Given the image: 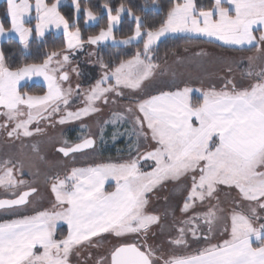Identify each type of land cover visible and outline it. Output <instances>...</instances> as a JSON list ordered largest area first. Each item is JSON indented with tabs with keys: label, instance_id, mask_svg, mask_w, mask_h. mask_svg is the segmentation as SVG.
Returning <instances> with one entry per match:
<instances>
[{
	"label": "snow or ice",
	"instance_id": "1",
	"mask_svg": "<svg viewBox=\"0 0 264 264\" xmlns=\"http://www.w3.org/2000/svg\"><path fill=\"white\" fill-rule=\"evenodd\" d=\"M6 5L10 28L0 22V38L11 40L15 33L19 44L28 49L33 32L39 38L47 26H62L67 51H52L41 63L12 68L0 48V116L4 118L0 130L9 138H31L44 133L39 125L45 121L54 126L81 120L100 112L98 103L108 104L110 96L123 98L127 91L132 103L122 111H113L103 125L131 124L126 134L136 137L138 155H131L130 144L129 159L123 163L73 167L63 178L49 177L54 195L51 209L0 222V264H71L73 254L79 257L80 250L102 234L113 235L119 242L96 264H264V67L257 71L255 63L264 56L247 57L246 75L254 79L246 86L225 77L219 88L185 86L143 95L145 82L160 67L154 63L153 46L166 34L186 33L229 46L251 45L264 54V31L259 37L254 35V26L264 28V0H213L212 7L206 10H198L195 0H177L158 27H145L143 17L131 6L121 2L113 8L104 0L100 7L106 12L107 26L89 35L87 43L115 42L113 30L121 24L122 14L127 13L135 24L132 34L119 43L143 40V49L118 63H105L101 57L102 73L83 90V106L75 111L69 110L73 95L79 96L82 90L79 83L75 90L63 87L70 82L66 66L71 64L70 53L84 46L79 13L83 11L87 24L97 21L99 12L82 8L79 0H72L74 21L70 23L59 11L60 0L51 5L44 0H35L34 5L30 0H6ZM33 8L34 28L26 26L33 18ZM71 72L81 75L77 67ZM33 76L43 77L47 89L43 95L19 90L20 82ZM193 92L201 97L196 103L191 98ZM33 124L35 128L30 127ZM86 127L81 125V129ZM100 133L102 138L103 126ZM124 134L117 129L113 139ZM77 139L74 144L63 141L65 146L58 151L69 156L95 144L91 134ZM141 139L150 150L141 153ZM32 149L39 152L36 144ZM141 160H151L154 166L142 171ZM17 171L11 159L0 162V187L14 197L0 198V210L8 215H16L36 192L27 181L17 178ZM109 178L115 180L116 186L105 191ZM169 182L187 194L180 206L184 218L173 221L176 235H169L167 240L173 250L165 252L162 244L148 242L150 235H157L153 227L163 230L161 216L148 211V195ZM18 187L28 190L12 191ZM222 188L236 190L227 216L223 215L217 195ZM244 204L248 208L241 211ZM198 207L203 210L197 211ZM59 221L65 222L68 229L62 238L56 236ZM222 223V235L227 238L212 243ZM201 224L206 230L201 229ZM130 235L137 239L128 242ZM189 235L196 242L203 239L205 246L189 251Z\"/></svg>",
	"mask_w": 264,
	"mask_h": 264
},
{
	"label": "rangeland",
	"instance_id": "2",
	"mask_svg": "<svg viewBox=\"0 0 264 264\" xmlns=\"http://www.w3.org/2000/svg\"><path fill=\"white\" fill-rule=\"evenodd\" d=\"M0 2H4V6L6 10L7 7L6 0H0ZM7 21L9 24L8 28H10V21L8 18ZM93 23L94 22L92 21H88V23L86 24L84 20V24L86 26L91 25ZM255 29L256 31H254V35L257 37L260 36L261 31H264V28H261L258 25L254 26V30ZM96 34H98V32ZM123 38L125 37H116V41L113 44L122 45L121 43H119V41L122 40ZM109 41L110 40L102 42L98 45H90L87 43L86 40L84 42L83 48L76 49L70 53L71 64L66 66V70L70 71V82H65L63 84V87L65 89L71 87L72 89L75 90L77 83H79L81 85L82 91L79 96L75 95L74 93L69 110L75 111L78 107L83 106L82 105L83 90H87L89 86L93 84L95 80L98 79L99 76L101 75L102 69L99 66V60L97 57L98 47L101 44L107 43ZM135 42L136 41H133L132 43ZM231 47H237V46H231ZM254 50L255 51L251 53L249 52L248 54L244 55L247 60L245 65L246 68L242 69L240 76L234 79L237 85L239 86H246L254 79L246 75V72L249 68V61L247 57L258 56V55L264 56V54L257 52L256 47L254 48ZM62 51H67V50L65 48ZM90 53H94V54L90 55ZM245 58L243 57V60ZM171 59L172 58L169 57L167 61H165V63L170 62L168 63V65L170 64L169 74L167 75V77L165 76V81L154 83L153 77L150 78L149 79L150 81H146L144 84L143 95L146 96L149 93H151L153 90H156L160 87H164V86L175 87V84L177 83L184 85V86L180 85V88L188 86L193 89H199V88L206 89L208 87H211L212 85H215L217 88H219L223 84V83L220 84V80H216V83L210 84V81L213 82L214 79L213 80L208 79L207 81L209 83L206 84L203 83L199 84L197 83L198 81L194 82L193 78H191L188 75L189 71L186 69L189 68L190 66L184 64L183 66H180L178 68L177 65H175V63L171 61ZM195 59H196L195 66H197V68L202 66L201 63L205 64L207 61L213 62V58L209 57V55L207 54H202V55L199 54L198 57ZM161 61L158 62L154 61V63L160 64L159 62ZM255 63L257 65L256 68L257 71H259L260 67H264V59L257 60ZM179 64L181 65V61L179 62ZM73 67L79 68L81 73L80 76H77L74 72H71V68ZM190 68L193 69V66ZM235 74H237V72ZM32 82L41 84L44 87V91L41 93H31L26 89H22L23 85L30 84ZM19 90L21 92H27L30 95H43L47 89H46V83L44 82L42 76H33L30 79L22 80L20 82ZM194 95L200 96L199 93L196 92H193L192 97ZM108 99H109L108 104H104L103 102H100L96 105L98 108L101 109L100 112L82 118L81 120L69 121L66 122L65 124L54 123V126H49L50 123L49 121H45L41 123L39 126L45 129L44 133L34 135L31 138H21L18 140L9 138L7 137L6 133L3 130H0V162H2L5 159H11L13 163L16 164V167L19 169V171H17L16 173L17 178L27 181L31 187L36 189V192L31 194L29 197L30 202L26 206L18 209L16 215H8L5 214L2 210H0V222L6 219L18 218V216L33 215L37 211L51 209L52 204L54 203V195L51 192L50 185L52 181L51 179H49V177L59 176L63 178V176L66 175L68 172H70V170L73 167L84 168L89 166H95L96 164H101V163L119 164L129 159V156L114 160L103 159L102 157H100L98 153V149H97L98 139L100 134V127L102 126L103 121L107 120L113 111H122L125 106L132 103V97L129 95L127 91H125V96L123 98L110 96ZM113 99L116 100V103L111 102ZM3 121L4 118L0 116V123H3ZM82 124L87 126L86 134H91L95 140V144L93 148L85 149L81 152L70 154L69 156H64L61 152L58 151V149L62 146H65L63 144V141L65 140L69 141L66 138L67 130H70L74 127H81ZM30 127L35 128L36 125L33 124ZM71 143L74 144V142ZM139 143H140L141 153L150 150L147 142L141 139ZM33 144L38 145L39 148L38 153L33 151L32 149ZM131 155L136 156L138 155V153L134 151V153H132ZM40 157H43V159H41ZM139 167L141 168L142 171H147L148 168L151 167V165H149V162H146V160L145 161L141 160L139 162ZM105 182L106 184L116 183L115 180L112 178H109ZM170 184L172 185L173 183L170 182ZM177 188H178L177 184L172 185V187L167 192V196H166L167 201L165 200V196H163V201L161 205H160V198L156 200H154L155 197L148 198L150 201L148 205V211L150 212L151 208L159 209L160 211L154 213H157L161 216L163 214L162 210H164L163 212L166 217L164 222L161 221L163 230L161 231L160 226L153 227L152 231L156 232L157 235L155 237H152L150 235L148 242L156 245L162 244L163 250L165 252L173 250L167 243L169 235L172 236L176 235L175 229L173 227V220L179 221L184 218L180 213V206L182 205L183 198L187 193L186 191H178ZM159 189L160 188H158L157 192L160 191ZM27 190H28L27 187H18L17 189H13L12 191L18 193L20 191H27ZM217 195L219 197V206L224 209L223 215L227 216L229 210L233 207V200L234 198H236V190L233 189L230 191L227 188H222ZM0 198L10 199L14 197L11 195V193L8 190H5L3 187H0ZM212 202L216 203L215 200H213ZM155 204L156 206H153ZM247 208L248 205L244 204L241 211H246ZM202 210L203 208L200 207L197 208V211H202ZM191 214H192L191 212L188 213V215ZM261 215H264V212H262ZM64 224L66 223L63 221H59L57 223V226ZM200 227L202 230H206L205 225L201 224ZM223 227H224L223 223L219 225V228L215 232V238L212 239L211 241L212 243H216L217 240L227 238L225 235H222ZM100 239L101 240L98 241L99 244L95 242L92 246L85 245V248L80 250L79 257L73 254L70 258L71 264H96V260L100 258L99 255H101L102 252L107 251V244H109V242L116 244L119 242L115 236L109 234H106L104 237H100ZM135 239L137 238L131 235L127 238L128 242H132ZM188 239L190 244L189 251H194L197 248L205 246V241L203 239L200 240L199 242H196L191 238L190 235ZM140 242L142 243L143 241L141 240ZM87 248H89V251L86 254ZM83 255H86L85 258L87 259V261L83 262L81 260V257ZM91 256L93 257L91 258Z\"/></svg>",
	"mask_w": 264,
	"mask_h": 264
},
{
	"label": "trees",
	"instance_id": "3",
	"mask_svg": "<svg viewBox=\"0 0 264 264\" xmlns=\"http://www.w3.org/2000/svg\"><path fill=\"white\" fill-rule=\"evenodd\" d=\"M81 7H91L94 12H99L100 18L91 25L86 26L84 24L85 15L83 11L79 13L78 26L82 32V38L85 42L87 37L92 34H96L102 27L107 26V15L105 10L100 7L104 0H79ZM113 8L120 4L125 3L126 6H131L137 15L143 17L145 27L153 26L158 27L163 19L166 17L169 8L177 0H108ZM198 10L200 8L208 9L212 6V0H195ZM61 15H63L70 23L74 21V9L69 4H64L59 7ZM0 22L3 23L5 28L9 27L7 17L5 16L4 2H0ZM33 21H30L29 26L32 25ZM135 21L128 15L122 16L121 24L113 30L115 37H126L130 35L131 29L134 26ZM31 43L28 49H25L19 44L17 40L12 38L11 40H1L0 48H3L6 63L15 68L24 63H41L45 55L52 51H62L65 49L64 35L61 32H48L44 36L37 38L36 35L32 34L30 37ZM188 44H214L209 43L204 38H189L180 35L167 36L160 39L156 45L153 46L154 61L158 62L163 60L169 53L174 50L181 48ZM143 49V40H139V43H131L128 45H116L105 43L98 47V60L102 57L105 63L110 61L118 63L120 59H126L135 54L136 50ZM252 49V48H250ZM22 89H26L31 93H41L44 91V87L39 84L32 82L25 84ZM200 100V96L194 95L192 97L193 103ZM109 119V118H108ZM104 135L101 138V133L98 139V153L103 159H119L127 157L129 153V145H133L132 153L135 151L136 137L129 136L126 134L127 130L131 129V124L121 123L117 126L112 124L103 125ZM119 130L124 135H118L117 138L113 139V132ZM86 128L74 127L66 132V138L71 142H78V137L86 135ZM106 187V191H108ZM66 234V226L60 225L57 227L56 236L62 238Z\"/></svg>",
	"mask_w": 264,
	"mask_h": 264
},
{
	"label": "crops",
	"instance_id": "4",
	"mask_svg": "<svg viewBox=\"0 0 264 264\" xmlns=\"http://www.w3.org/2000/svg\"><path fill=\"white\" fill-rule=\"evenodd\" d=\"M30 2L34 5L35 0H30ZM44 2L49 4V5H51L52 3H55L56 0H44ZM64 4H69V5L72 6V0H60V6L64 5ZM212 4H213V0H212ZM225 6H227V5H225ZM113 14H115V13H113ZM125 15H127V13H123L122 14V16H125ZM31 16L33 17L31 19V21H33V23L30 26L29 25H26V26L34 28V25L36 23V20L34 18L35 17L34 8H33L32 12H31ZM92 22L95 23L96 21H92ZM254 31H256V29ZM48 32H54V33L61 32V33H63V28H62V26L60 28H56L55 26L49 25V26H47L44 29V34H46ZM33 34L35 35V32H33ZM63 35H64V33H63ZM175 35H180V36L189 37V38H201V37L190 36L189 34H186V33H169V34H166L165 36L161 37L160 39H162L164 37H167V36H175ZM12 37L15 40L18 41V37H16L15 33L14 34L12 33ZM1 40H3V38H0V41ZM107 43L113 44L115 42L110 40ZM213 43L214 44H202V45L188 44V45L182 46L181 48H179L177 50H174L171 53H169L164 60L159 62L160 63L159 64L160 65L159 71L157 70L156 74H154V76H153L154 83L165 81V76L167 77V75L169 74V69H170V64L168 65V63H170V62H168V63L166 62L167 63L166 64L165 61H167V59L169 57L172 58L171 61H173V63H175V65H177L178 68L180 66H183L184 64H187L190 67L193 66V69L190 68V67L186 68V69L189 71L188 75L191 78H193L194 82L198 81L197 83H199V84L200 83H203V84L209 83L207 81L208 79H210V80L214 79L213 82L210 81V84L216 83V80H220V84H222V83H224V78L225 77H229V78H232V79H235V78L239 77L240 74H241V70L246 68L245 65H246V61L247 60H246L244 55L248 54L249 52L251 53V52L255 51L254 50L255 47L251 46V45H244L243 47H241V46L231 47L229 45H224L223 42H219V41L213 42ZM116 45H120V44H116ZM122 45H124V44H122ZM250 48H252V49H250ZM199 54L200 55H202V54L209 55V57L213 58V62L207 61L205 64L201 63L202 66L197 68V66H195V64H196L195 63V61H196L195 58H197ZM243 57L245 58L244 60H243ZM180 61H181V65L179 64ZM229 68L231 69V72L228 71ZM239 71H240V73H239ZM236 72H237V74H235ZM192 75H194V76H192ZM148 81H150V80H148ZM180 85H183V84H178L177 83V84H175V87H166V86L160 87V88H158L156 90H153L148 95H156L160 91H175V89L177 87L180 88ZM146 162H149V165H151V167L148 168V170H147V171H150L151 168L154 166V162L151 161V160H146ZM173 184H175V183H173ZM172 185L169 182L164 187L160 188L159 192H157L158 189L154 190L151 194L148 195V198L155 197L154 200L160 198V205H161V203L163 201V196H165V197L167 196V192L172 187ZM115 186H116V183H108V184H106V182H105V189H106V187H108L109 188L108 191L114 190ZM156 204L153 205V206H156ZM158 211H160V210L159 209H155V208H151L150 209V212H158ZM163 211L164 210H162L163 214L161 215V221L162 222H164V220L166 218ZM64 225L66 226V234H67V230H68L67 229V224H64ZM105 235L106 234H102L100 237H104ZM100 237L93 238L92 244L91 245H87V246H92L95 242L97 244H99L98 241L101 240ZM115 244L116 243L109 242V244H107V251L106 252L105 251L102 252L101 255H99V256L100 257L107 256L110 248L113 245H115ZM88 251H89V248H87L86 254L88 253ZM85 256L86 255H83L81 257V260L83 262L87 261ZM92 257L93 256H91V258Z\"/></svg>",
	"mask_w": 264,
	"mask_h": 264
}]
</instances>
